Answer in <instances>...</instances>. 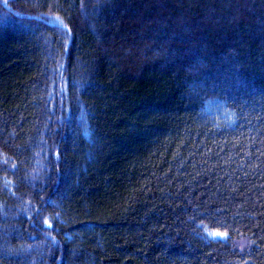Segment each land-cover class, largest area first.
I'll return each mask as SVG.
<instances>
[{
  "label": "trees",
  "instance_id": "obj_1",
  "mask_svg": "<svg viewBox=\"0 0 264 264\" xmlns=\"http://www.w3.org/2000/svg\"><path fill=\"white\" fill-rule=\"evenodd\" d=\"M0 264H264V0H0Z\"/></svg>",
  "mask_w": 264,
  "mask_h": 264
},
{
  "label": "snow or ice",
  "instance_id": "obj_2",
  "mask_svg": "<svg viewBox=\"0 0 264 264\" xmlns=\"http://www.w3.org/2000/svg\"><path fill=\"white\" fill-rule=\"evenodd\" d=\"M4 3H7V0H4ZM49 227H51V225H49ZM210 235H212V236H223L224 234L217 232V233H211Z\"/></svg>",
  "mask_w": 264,
  "mask_h": 264
}]
</instances>
